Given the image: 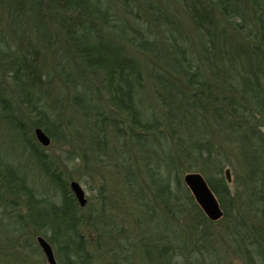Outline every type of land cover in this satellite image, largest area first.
<instances>
[{
	"label": "trees",
	"instance_id": "16d2710c",
	"mask_svg": "<svg viewBox=\"0 0 264 264\" xmlns=\"http://www.w3.org/2000/svg\"><path fill=\"white\" fill-rule=\"evenodd\" d=\"M27 28L36 43L23 41ZM55 80L76 93L77 120ZM149 83L151 105L142 95ZM94 97L107 100L106 122L90 118L101 114ZM0 117L22 135L42 179L38 186L27 164L0 155V198L9 197L14 216L0 222V264H30L24 251L37 248L38 235L61 264H94L92 235L117 243V264H132L137 253L143 264H264V0H0ZM104 126L121 143L115 165L135 196L146 178L150 184V199L133 201L135 241L96 227L64 159L36 141L38 127L53 143L71 141L74 129L88 167ZM137 149L142 183L133 184ZM195 171L222 206V221L211 220L184 181Z\"/></svg>",
	"mask_w": 264,
	"mask_h": 264
},
{
	"label": "rangeland",
	"instance_id": "374dc122",
	"mask_svg": "<svg viewBox=\"0 0 264 264\" xmlns=\"http://www.w3.org/2000/svg\"><path fill=\"white\" fill-rule=\"evenodd\" d=\"M19 32L21 34H24V42H27L26 39H30V41H32V44L36 43L35 38L37 37V35H34L35 32H33L30 28H27L23 31L19 30ZM14 33L15 32H12V35H14ZM14 36L12 37L14 38ZM2 78V83L4 87L9 88V84L11 82V75H5ZM53 84L54 92L56 93V95H59L62 98L63 104L65 106V112H68L67 116L72 117L71 115H73V118L77 120L79 116L77 115L74 107L72 106V101L76 93L72 89L68 90V88H65L64 84L60 83L59 81L55 80ZM151 92L152 86L149 83L146 89L142 92V95L146 94L148 98V105H151ZM94 93H96L95 90ZM94 100L95 102L97 101L99 103L101 114L95 116L91 115L90 118H92L93 116L94 122L96 123L100 119L106 122L107 120L105 119V117L108 115L106 109L107 100H105V98L96 99L95 97ZM28 131L32 135L33 129L31 126H29ZM80 131L85 132L86 130L82 129ZM71 132V137L73 138H71L72 140L67 143H53L51 139L50 145L44 146L38 140L36 141L41 144V146L44 148L45 153H47L51 158H55L56 160L59 158H63V163L66 166L67 170L71 172L73 180H77L83 186L86 192V197L88 199L87 203H90L85 213H87L90 207H92L93 216L98 218L95 219V221L97 220L96 227L99 228L103 224L108 225L110 228L114 227L113 229H111V231L113 232H111L110 234H117V231L119 230L122 231L124 235L130 234L131 239L135 241L137 237H140L137 229L138 225L136 224V217L138 216L139 210L133 201L135 200V197L137 198V200H141L143 195L146 199H150V194L148 192H144L148 187H150L148 178H146L144 181L146 186H144V183L140 184L142 183V180L140 178L141 174L139 173L140 176L138 175V171L140 169L142 170L143 163L140 162L139 150H136L137 153L132 152L134 155V159L132 160L134 167L133 174L130 177L132 180H136V182H134L133 184H140L137 188V195L135 196V192L128 187L130 186V184L127 178V171L125 172V169L122 166L115 165L114 156L118 155L122 147L120 141L117 139L114 133L110 131V129H108V126H104V130L100 131L99 139L101 146H92V148L89 150L91 160L87 164L88 167H85V163L82 161L81 157V154L84 151V147L81 144L82 142H79L77 140L78 136L76 130L72 129ZM71 149L75 153H72L70 155L69 151ZM120 152L121 154L123 153V151ZM0 155L10 161H20L27 164L26 169L30 173L29 176L34 178V181L38 179L36 184L38 186H41L42 179L38 176H34V173L39 174L40 170H35L34 168H32V160L29 159L32 156L30 150H28L27 146L22 140V135L19 134L17 129L10 128L8 122L2 117H0ZM124 155L127 156L129 154L125 152ZM67 156H74V159L70 161L66 159ZM119 158H121L120 155ZM27 160L29 161V163H27ZM227 168L230 167H226L224 169V175L225 170ZM230 170L232 179L231 181L227 180V182L232 186L231 188H235V176L231 168ZM143 173L146 175L144 170ZM188 173L200 172L195 171L184 173L182 175L184 181L185 176ZM201 175L204 177L203 174ZM242 189L245 188L242 187ZM8 198L9 197L7 195H3L0 198V222L2 225H5L6 221L10 220L9 217L12 216H9V213L7 212L10 211V207L6 203L8 202ZM85 206H87V204ZM223 215L224 210L222 209V215L218 219L211 220L222 221L224 219ZM144 225L145 223L141 224L140 227ZM1 231L2 230L0 228V232ZM88 238H90V241L92 242V244H90L91 248H89V251H92L93 253L94 264H117L113 261V257L116 254L115 249H120V247L117 246V243L116 245L109 243V241L107 244L99 243L98 239L96 237L94 238L93 235ZM37 245V248L32 247V249H26L24 251V253H26L27 255L28 262L30 264H48L46 256L41 247L39 246L38 242ZM56 258L58 260V263L61 264L60 259L57 255ZM120 262L121 264L123 263L122 260H120ZM132 264H143L140 253H137L134 256Z\"/></svg>",
	"mask_w": 264,
	"mask_h": 264
},
{
	"label": "water",
	"instance_id": "95a60500",
	"mask_svg": "<svg viewBox=\"0 0 264 264\" xmlns=\"http://www.w3.org/2000/svg\"><path fill=\"white\" fill-rule=\"evenodd\" d=\"M35 134L37 136L38 141L44 145L48 146L51 143V138L46 134V132L40 127L35 129ZM225 175L228 181H231V170L227 168L225 170ZM186 183L192 189L197 201L202 206L206 214L211 219H218L222 215L221 206L214 194L208 185L205 178L200 173H188L185 176ZM70 187L74 192L78 202L81 206H85L87 204L86 192L83 186L77 181L72 180L70 182ZM37 242L41 249L43 250L47 263L48 264H59L55 255L54 248L52 244L42 235L37 236Z\"/></svg>",
	"mask_w": 264,
	"mask_h": 264
}]
</instances>
